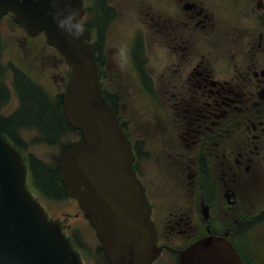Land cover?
<instances>
[{
	"label": "flooded vegetation",
	"instance_id": "af4514ba",
	"mask_svg": "<svg viewBox=\"0 0 264 264\" xmlns=\"http://www.w3.org/2000/svg\"><path fill=\"white\" fill-rule=\"evenodd\" d=\"M122 2L116 6L110 0H91V4L83 0L82 18L100 57L102 91L108 94L102 49L108 22L117 18L119 9L125 10V4L131 5L138 20L121 46L126 43L130 68L138 78L132 87L147 95L157 109L169 110V122L162 128L148 127L144 134L160 146L155 154L157 175L142 161L153 151L144 149L146 140L136 138L129 121L120 115L119 90H114L111 100L131 143L133 169L144 186L157 231L160 252L151 264H164L166 259L165 264H182L183 252L209 236L228 240L240 264H264V230H251L264 220V203L258 204L257 194L264 187V0ZM7 18L15 22L12 14ZM150 48L161 52L160 84L147 69ZM161 182L188 194L174 192L177 198H171L174 205L169 212L158 194ZM207 190L211 204L203 193ZM182 202L190 206L183 207ZM212 203L220 208L221 204L227 215L223 230H216L211 222ZM55 220L68 235L64 218ZM72 240L82 264H90ZM99 244L98 264H111Z\"/></svg>",
	"mask_w": 264,
	"mask_h": 264
},
{
	"label": "water",
	"instance_id": "95a60500",
	"mask_svg": "<svg viewBox=\"0 0 264 264\" xmlns=\"http://www.w3.org/2000/svg\"><path fill=\"white\" fill-rule=\"evenodd\" d=\"M72 6L84 15L83 0ZM57 0H0V24L14 15L29 37L44 34L70 67L63 107L82 140L62 155L59 175L96 231L111 264H151L157 232L145 189L133 169L131 143L102 93L91 32L74 40L54 20ZM21 154L0 133V264H82L59 221L50 220L29 192ZM208 208H205V217ZM182 264H240L232 244L209 236L183 252Z\"/></svg>",
	"mask_w": 264,
	"mask_h": 264
},
{
	"label": "rangeland",
	"instance_id": "374dc122",
	"mask_svg": "<svg viewBox=\"0 0 264 264\" xmlns=\"http://www.w3.org/2000/svg\"><path fill=\"white\" fill-rule=\"evenodd\" d=\"M89 1L91 4V0ZM121 2L122 0H110V4H116V6ZM124 2L125 1H123L122 4ZM137 16L138 14L131 9V5L128 7L127 4H125V10L123 7L119 9L117 18L115 20L110 18L108 22V28L110 29L105 38L106 46L102 47V49L106 50L104 53L106 61L104 89L108 92L107 95L111 100L114 90L120 91L118 93L119 95L116 94L119 101L120 115L125 121H129L131 132L136 138L146 140L144 149L153 151L154 155L152 157L147 159L142 158V161L147 170L154 169L157 171L158 175L159 165L155 159V154L160 150L159 143L153 142L148 137L144 136V134L148 127L162 128L165 122H169L166 114L169 110L161 111L162 109H157V107L150 102L147 95L132 87L137 84L138 78L135 75V71L130 68L129 59L119 56L121 47L126 44L121 46V41L126 39L128 35H131L136 25L135 23L138 20ZM0 42L2 45L0 54V79H2V84L7 92L8 98V101L6 98V103H2L0 106V119L15 115L24 102L23 97L20 95L19 88L15 83L18 74L20 77H23L20 78L22 84L28 82L33 83L52 98L65 93L70 68L57 50L50 49L44 37L29 39L20 26L10 18H7L3 20L0 25ZM160 56L161 52L159 49L150 48L147 69L152 72L158 84H160L159 77L161 74L159 73L161 68L157 67V64L161 62ZM19 72L24 73L26 76L21 75ZM26 105H28L27 100ZM20 131L21 133L18 139L22 141L24 145L22 148L25 151V155L29 154L31 156H36L49 165L54 164L56 158H61L60 144L51 146L44 142H38L37 131L29 128H22ZM71 137L72 141L81 139L75 134L71 135ZM159 162L163 163V161ZM141 170L144 172L143 167ZM144 177L149 180L145 173ZM33 188L32 192L53 218H64L65 224L69 225L67 229L69 235H71L72 239L76 237L77 248L81 252L83 251L90 264H98L99 240L95 230L90 226L88 220L84 218L83 212L80 210L77 201L69 196H62L61 199H50L44 191L40 193ZM260 188L261 189L258 190L259 192H257L260 197L259 205L264 203V187L260 186ZM174 192H178L179 194L183 193L188 196L186 192H182L179 189H168V186L161 182L158 194L164 201L167 212H169L174 205L171 198H177L174 196ZM203 193L207 202L211 204L208 190ZM182 203L183 207L186 205L190 206L189 202L188 204L187 202ZM220 206L221 208L218 204L214 203H212L211 206V222L216 230H223V224H225V220L227 219V215L224 213L221 204ZM261 229L264 230V220L258 225L255 223L251 228V230L255 232H259ZM262 235H264V232ZM91 257H93L92 263L89 260ZM166 262H168V259L164 261V264Z\"/></svg>",
	"mask_w": 264,
	"mask_h": 264
},
{
	"label": "trees",
	"instance_id": "16d2710c",
	"mask_svg": "<svg viewBox=\"0 0 264 264\" xmlns=\"http://www.w3.org/2000/svg\"><path fill=\"white\" fill-rule=\"evenodd\" d=\"M1 50L2 45L0 44V54ZM94 50L97 51V48H94ZM99 59L100 57L97 56L98 64L100 63ZM19 73L24 75V73ZM20 78L23 77H20L18 74L15 83L24 102L22 101L23 104L15 115L0 119V133L23 155V159L28 166L31 186L40 193L44 191L50 199H61L62 196L70 197L69 190L64 186L59 175L61 158H56L55 163L49 165L36 156L25 155V151L22 148L24 145L18 138L21 133L20 129L22 128L35 130L38 133V142H44L51 146L60 144L62 156L68 148L79 141H72L71 135L75 134L81 138L82 134L80 131L72 129L65 118L63 107L64 95L52 98L46 92L40 90L37 85L28 82L25 77L24 79L28 83L22 84ZM1 84L2 79H0V100H3L7 98V92L5 93V89L2 87L3 84ZM103 93L111 104V99L105 92ZM25 99L28 105H26ZM4 102L6 103V101Z\"/></svg>",
	"mask_w": 264,
	"mask_h": 264
},
{
	"label": "clouds",
	"instance_id": "9594fccd",
	"mask_svg": "<svg viewBox=\"0 0 264 264\" xmlns=\"http://www.w3.org/2000/svg\"><path fill=\"white\" fill-rule=\"evenodd\" d=\"M53 4L57 0H52ZM66 7L56 9L54 20L57 27L74 40H80L87 32L86 22L80 16V10L72 6L73 0H61ZM119 56L130 59V52L127 51L126 46H122L119 51Z\"/></svg>",
	"mask_w": 264,
	"mask_h": 264
}]
</instances>
